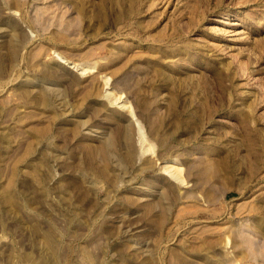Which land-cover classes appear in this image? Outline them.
Masks as SVG:
<instances>
[{"label":"rangeland","instance_id":"374dc122","mask_svg":"<svg viewBox=\"0 0 264 264\" xmlns=\"http://www.w3.org/2000/svg\"><path fill=\"white\" fill-rule=\"evenodd\" d=\"M0 264H264V0H0Z\"/></svg>","mask_w":264,"mask_h":264},{"label":"bare ground","instance_id":"6f19581e","mask_svg":"<svg viewBox=\"0 0 264 264\" xmlns=\"http://www.w3.org/2000/svg\"><path fill=\"white\" fill-rule=\"evenodd\" d=\"M173 166V165H172ZM170 167V166H169ZM168 168V167H167ZM173 169V168H172ZM179 171H178V169H177V173H178ZM177 177H178V174H177Z\"/></svg>","mask_w":264,"mask_h":264}]
</instances>
